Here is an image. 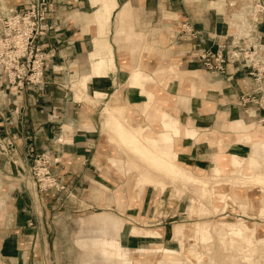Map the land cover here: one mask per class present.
Instances as JSON below:
<instances>
[{
	"label": "crops",
	"instance_id": "1",
	"mask_svg": "<svg viewBox=\"0 0 264 264\" xmlns=\"http://www.w3.org/2000/svg\"><path fill=\"white\" fill-rule=\"evenodd\" d=\"M27 1L0 0V17ZM49 1L51 28L38 40L44 83L17 90L0 79V264H101L100 243L109 255L117 217L129 248L153 252L147 249L158 246L148 230H139L135 241L126 235L129 208L118 213L116 166L109 159L114 150L101 129L102 108L117 94L137 110L135 117L144 116L138 109L149 100L145 88L156 105L197 131L195 138L177 139L179 162L208 171L218 153L246 155L245 131L228 125L248 113L255 128H264V111L253 102L264 98V76L257 79L241 58L212 73L198 53L257 43L262 50L255 55L264 60V10H255L264 0ZM136 69L148 77L132 85ZM42 151L56 158L51 171L58 186L46 191L29 176ZM120 189L127 202L130 190ZM103 232L108 239L99 237ZM252 242L241 246L248 264L264 258V238L262 247ZM123 252L125 261L138 264Z\"/></svg>",
	"mask_w": 264,
	"mask_h": 264
},
{
	"label": "rangeland",
	"instance_id": "2",
	"mask_svg": "<svg viewBox=\"0 0 264 264\" xmlns=\"http://www.w3.org/2000/svg\"><path fill=\"white\" fill-rule=\"evenodd\" d=\"M129 82L137 85L142 81L134 82L130 76ZM148 99L138 109L145 117H135L137 110L131 109L121 99L119 106L123 107L122 110L117 107L107 110L103 106L101 129L114 150L109 159L116 166L118 213H124L126 206L129 208L128 214L133 215L132 218L127 217L132 226L126 235L130 232L131 240L135 241L138 240L139 230H148L147 237L158 248L147 249L155 251L148 254H139V246L129 248L125 244L129 237L123 238L124 233H120L124 227V220L120 217H117L116 233L111 237L119 239L121 245L138 259V264H177L163 258V253L168 248H176L180 264H203L208 257L203 253L206 247L214 250L213 256L208 257L214 261L213 264H222V261L224 264H248L244 261L249 260V256L243 255L241 246L250 247L253 245L252 239H255L254 244L262 247L264 238V160L260 158L264 154V131L257 135L254 117L248 113L241 116L250 117L246 127H229L245 131L241 140L247 144L245 146L249 155L253 153L252 144L257 145L258 150L254 153L261 161L258 159L256 165L251 167L245 162L228 160V155L222 153L221 158L214 157V164L208 171L195 169L178 161L175 139L168 148L173 161L171 158L149 153L136 134L125 131L123 122L140 128L142 123L147 124L148 112L160 108L152 98L148 96ZM169 117L178 119L171 113ZM157 118H160V113ZM109 128L112 133L104 130ZM140 130L143 135L148 134L147 129ZM168 131L175 138V132L170 129ZM179 134L196 137V133L192 134L188 130ZM217 143L221 146V137L217 139ZM162 145L158 143L159 147ZM247 170H252V173H245ZM143 184L149 186L138 194L137 188ZM124 186L131 193L127 202L120 189ZM130 197H133L132 200ZM105 235L103 232L99 237L108 239ZM151 242L148 243L153 246ZM111 246L109 255H105L100 243V255L105 260H110L107 262L101 259V264H126L128 261L124 260V252L118 249L116 243ZM254 264H264V258L255 259Z\"/></svg>",
	"mask_w": 264,
	"mask_h": 264
},
{
	"label": "built area",
	"instance_id": "3",
	"mask_svg": "<svg viewBox=\"0 0 264 264\" xmlns=\"http://www.w3.org/2000/svg\"><path fill=\"white\" fill-rule=\"evenodd\" d=\"M256 7V11H263L264 3L259 2ZM50 12L49 0H28L22 8L0 17V79L8 87L22 90L44 83L45 56L38 40L51 28L48 21ZM260 45L250 43L240 46L237 43L230 52H224L222 45L215 51L204 49L198 53V57L212 73L224 72L226 62L241 58L246 66L252 68L251 74L260 79L264 76V60L255 55V50H262ZM247 99L248 97L244 101ZM253 102L264 111L262 96ZM259 121L264 123V115ZM55 161L56 158H51L46 151L35 155L29 176L33 186L39 191L57 188L56 176L51 171V165Z\"/></svg>",
	"mask_w": 264,
	"mask_h": 264
},
{
	"label": "bare ground",
	"instance_id": "4",
	"mask_svg": "<svg viewBox=\"0 0 264 264\" xmlns=\"http://www.w3.org/2000/svg\"><path fill=\"white\" fill-rule=\"evenodd\" d=\"M150 45H153V44H150ZM145 47L146 46H144V48ZM146 49L147 48H145V50ZM130 76L133 78L134 82H141L142 80H145L148 77L138 70L133 71ZM142 91L145 92L144 94H148L149 98H152L153 94L146 91L145 88H143ZM112 94H113V92H112ZM120 101L121 100L118 98V95L114 94L111 97V99L106 103V105H105L106 109L107 110H114L115 107H117V108H121V110H122L123 107L119 106ZM158 112L160 113L159 119L157 118V116L159 115ZM148 115H149V117H146L147 124L142 123L141 124L142 126L140 128L134 127L133 125H131L127 122H123V126H124L125 131H128L129 133L131 132L133 134H136L139 137L138 139L142 142V144L146 146V148L148 149V152L153 153V155H155L157 157L162 156V157H167V158L173 159V157H171V155L168 153V150H169L168 148H170V146L172 145L171 144L172 140L175 139V141H177V139L180 137V134H179L180 132L184 133L187 130H188V132H190L192 134H195L197 132L196 129H194V128H188L187 126L182 125L181 122L179 121V119H175L174 117H169L170 112L167 111L166 109H162V108L157 109L156 108V109H153L152 111H149ZM249 122H250V117L249 118L248 117L247 118L240 117L236 120L231 121L229 123L228 127L232 128V129L242 128V127H246ZM140 129H147L148 134L143 135ZM169 129L175 132V136H174L175 138H173L171 133L168 131ZM109 131L111 132L110 128H109ZM261 131H264V128H262V129L257 128L256 129L257 135H259ZM102 139H101V141H102ZM158 143H161L163 145L161 147H159ZM256 150H257V145L255 143H253L252 144V151H253L252 154L249 155V153L247 152L246 155L241 156L237 152L232 151L231 155H228L227 158H228V160H234L237 162L248 163L252 167V165L254 166V164L256 162L258 163V158L254 153ZM215 156L217 158H218V156L221 158L222 154L218 153V155H215ZM225 156H226V154H225ZM261 157L264 160V154ZM173 161H174V159H173ZM245 173L251 174L252 170H247ZM257 180L261 181L259 179V177H257ZM147 186H149V185L143 184L139 188H137L138 194L143 192ZM245 195L248 196L247 194H245ZM130 198L132 200L133 197H130ZM157 234H159V232H157ZM141 235H142L141 240H143V239L146 240V238H147L146 234L143 233ZM109 240L116 242L117 246L120 249L121 243H120L119 239L112 237ZM150 240L151 239H149V241ZM121 246H122V250L125 251L126 249L123 247V245H121ZM213 252H214L213 248H210V247L204 248V251H203V253L206 254L208 257L213 256ZM149 253H154V251L149 252ZM208 257H207V260L203 262V264H213L214 261L209 260ZM163 258L175 261L177 264H180L176 261V258H177L176 257V248L166 249L163 253Z\"/></svg>",
	"mask_w": 264,
	"mask_h": 264
}]
</instances>
